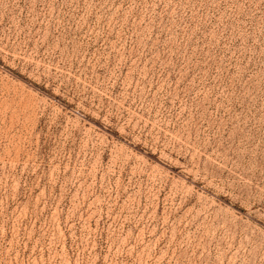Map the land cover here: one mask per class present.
Listing matches in <instances>:
<instances>
[{"label":"rangeland","instance_id":"obj_1","mask_svg":"<svg viewBox=\"0 0 264 264\" xmlns=\"http://www.w3.org/2000/svg\"><path fill=\"white\" fill-rule=\"evenodd\" d=\"M0 264H264V0H0Z\"/></svg>","mask_w":264,"mask_h":264}]
</instances>
